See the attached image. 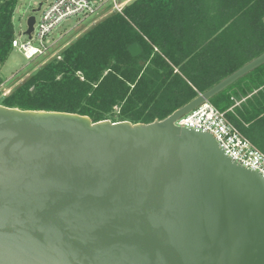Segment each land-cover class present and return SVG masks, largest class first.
<instances>
[{
  "label": "water",
  "instance_id": "water-1",
  "mask_svg": "<svg viewBox=\"0 0 264 264\" xmlns=\"http://www.w3.org/2000/svg\"><path fill=\"white\" fill-rule=\"evenodd\" d=\"M263 65L149 124L0 105V264H264V178L175 125Z\"/></svg>",
  "mask_w": 264,
  "mask_h": 264
},
{
  "label": "trees",
  "instance_id": "trees-1",
  "mask_svg": "<svg viewBox=\"0 0 264 264\" xmlns=\"http://www.w3.org/2000/svg\"><path fill=\"white\" fill-rule=\"evenodd\" d=\"M17 3L0 0V64L13 50ZM133 44L141 49L134 58L128 52ZM263 52L264 0H133L8 95L0 92V105L77 114L93 123L149 124L166 119ZM209 103L264 154V65Z\"/></svg>",
  "mask_w": 264,
  "mask_h": 264
},
{
  "label": "built area",
  "instance_id": "built-area-1",
  "mask_svg": "<svg viewBox=\"0 0 264 264\" xmlns=\"http://www.w3.org/2000/svg\"><path fill=\"white\" fill-rule=\"evenodd\" d=\"M106 8L110 11L109 14H122L124 7L118 0H53L44 7L41 5L38 11L39 20L35 19L30 37L20 33V36H25L28 41L20 43L14 38L11 47L18 50L28 61L45 56L55 43H48L47 38L62 22L78 16L87 19L103 12ZM55 58L60 59L59 55ZM175 125L210 134L232 161L264 178V154L227 120L224 112L219 111L211 103L201 104L192 112L179 118Z\"/></svg>",
  "mask_w": 264,
  "mask_h": 264
},
{
  "label": "rangeland",
  "instance_id": "rangeland-1",
  "mask_svg": "<svg viewBox=\"0 0 264 264\" xmlns=\"http://www.w3.org/2000/svg\"><path fill=\"white\" fill-rule=\"evenodd\" d=\"M52 1L53 0H18L12 21L14 36L20 43L28 41V38L25 36H20V33H23L26 29L27 18L34 16L38 21L40 17L39 12L34 13L33 11L40 5L44 7ZM131 1L133 0H118L122 7H125ZM109 13L110 11L106 8L103 12L87 19L78 16L62 22L47 38L48 43H55L52 44L49 52L45 56L28 61L18 50L13 49L5 62L0 64V81L4 82L0 87V92L4 94L2 96L8 95V93L26 79L27 76L34 73L49 60L60 55L67 46L83 35L93 25L106 18ZM234 92L237 94L238 91ZM234 99L236 98L234 97Z\"/></svg>",
  "mask_w": 264,
  "mask_h": 264
},
{
  "label": "crops",
  "instance_id": "crops-1",
  "mask_svg": "<svg viewBox=\"0 0 264 264\" xmlns=\"http://www.w3.org/2000/svg\"><path fill=\"white\" fill-rule=\"evenodd\" d=\"M244 100H245V99L242 98L241 100H236L235 103H236V105H239L240 103L244 102Z\"/></svg>",
  "mask_w": 264,
  "mask_h": 264
}]
</instances>
